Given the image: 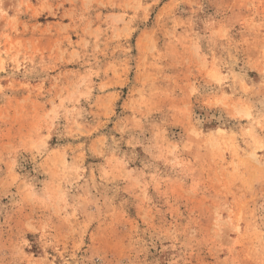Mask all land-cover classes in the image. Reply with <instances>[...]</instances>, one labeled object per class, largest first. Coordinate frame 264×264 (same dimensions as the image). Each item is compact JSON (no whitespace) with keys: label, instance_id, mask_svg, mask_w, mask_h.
<instances>
[{"label":"rangeland","instance_id":"374dc122","mask_svg":"<svg viewBox=\"0 0 264 264\" xmlns=\"http://www.w3.org/2000/svg\"><path fill=\"white\" fill-rule=\"evenodd\" d=\"M0 264H264V0H0Z\"/></svg>","mask_w":264,"mask_h":264}]
</instances>
